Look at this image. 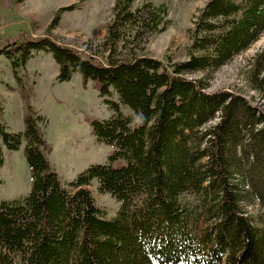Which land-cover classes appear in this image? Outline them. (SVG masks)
<instances>
[{"label":"trees","instance_id":"obj_1","mask_svg":"<svg viewBox=\"0 0 264 264\" xmlns=\"http://www.w3.org/2000/svg\"><path fill=\"white\" fill-rule=\"evenodd\" d=\"M135 2L116 0L94 53L50 36L26 35L0 48L15 72L43 52L59 66L60 83L74 74L84 85L94 82L114 114L93 120V132L115 149L109 163L80 174L71 192L48 158L44 118L17 76L27 101L25 131L10 130L0 101V157L2 143L19 150L25 140L32 185L21 202L0 197V264H264V226L246 210L256 203L264 211V50L248 75L257 103L208 93L206 77H185L217 71L256 43L264 34V0H209L191 30L189 59L172 70L141 54L139 44L142 30L167 29V6ZM120 104L136 115L134 126ZM94 180L121 203L115 219L96 205Z\"/></svg>","mask_w":264,"mask_h":264},{"label":"rangeland","instance_id":"obj_2","mask_svg":"<svg viewBox=\"0 0 264 264\" xmlns=\"http://www.w3.org/2000/svg\"><path fill=\"white\" fill-rule=\"evenodd\" d=\"M168 8L169 25L164 32L142 30L141 54L161 60L172 70L174 64L189 59L192 29L196 16L209 0H136L135 7L147 3ZM116 0H0V48L6 40L26 36H50L60 44L94 53L106 39L108 25L114 17ZM73 7V9H69ZM25 34V35H24ZM127 49L133 44L125 43ZM264 50V34L247 51L236 56L227 65L214 72L186 74L188 79L207 78V92L229 91L260 100L248 83L253 58ZM122 48L117 53L121 54ZM91 53V52H90ZM121 55H119L120 57ZM18 74V75H17ZM59 66L52 55L35 52L26 67L18 72L11 61L0 55V101L4 105V119L11 131H25L26 104L18 77L24 80L29 94L28 103L43 116L40 127L49 146L48 158L60 176L69 185L89 167L111 161L114 148L99 141L93 132V120H106L114 112L99 97L94 82L83 84L80 74L69 82L58 81ZM111 99L118 102L114 94ZM123 113L137 123L134 112L121 105ZM25 140L19 150H9L2 143L0 157V197L9 201H23L30 193L32 179L25 156ZM123 164L119 161L118 165ZM96 205L107 220L116 218L121 203L109 194L99 191L98 181L89 187ZM254 222L264 226V211L258 204L246 206Z\"/></svg>","mask_w":264,"mask_h":264}]
</instances>
